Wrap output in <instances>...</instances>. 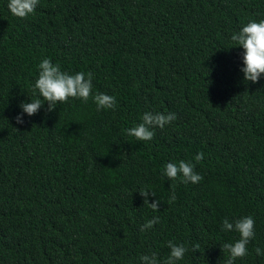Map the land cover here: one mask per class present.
I'll return each instance as SVG.
<instances>
[{
    "label": "trees",
    "instance_id": "1",
    "mask_svg": "<svg viewBox=\"0 0 264 264\" xmlns=\"http://www.w3.org/2000/svg\"><path fill=\"white\" fill-rule=\"evenodd\" d=\"M8 3L0 0V264H142L153 252L163 264L169 240L188 249L177 264H224L222 246L239 233L223 231V219L244 216L255 236L234 264H264L254 251L264 250V75L244 80L243 48L231 40L264 19V0H39L26 18ZM44 58L91 72L93 94L115 96L116 108L70 97L48 111L45 101L18 124L20 103L42 99L33 88ZM144 112L177 118L138 141L124 129ZM180 160L202 180H169L164 166Z\"/></svg>",
    "mask_w": 264,
    "mask_h": 264
},
{
    "label": "clouds",
    "instance_id": "2",
    "mask_svg": "<svg viewBox=\"0 0 264 264\" xmlns=\"http://www.w3.org/2000/svg\"><path fill=\"white\" fill-rule=\"evenodd\" d=\"M39 0H9L7 5L11 14L26 18L29 14H33ZM231 40L235 46L243 48L242 60L243 67L241 71L244 74L245 81L256 83L262 75H264V19L249 20L238 32L231 35ZM39 74L35 81L33 91L39 92L41 98L31 99V102L23 101L20 103L22 113L18 114L15 119L18 124H22L23 113L32 116L35 115L42 107L45 101L48 102V111L56 108L57 104L68 101L71 98H78L87 102L91 97L97 105V110L100 109H115L116 98L113 95L96 92L93 94L92 73L87 75L84 72H76L69 74L67 71H62L59 64H53L49 58H44L38 65ZM175 113H153L144 112L141 121L132 127L124 129L128 136L135 137L138 141H150L155 136V128L163 129L166 124L171 123L176 119ZM195 161L199 162L203 159V153H199L194 157ZM195 166L191 162L180 160L178 163L169 162L163 168V174L169 180L182 178L183 183H198L202 180V176L195 172ZM144 197V203L153 211L159 210L160 200L149 203V190L144 189L139 191ZM151 195L155 196L154 191ZM176 196L173 191L169 197V203L175 201ZM159 217H154L147 220L141 225L140 230L145 231L151 229L155 224L159 223ZM255 221L252 216H244L230 222L228 218H224L222 222L223 231H235L239 233V239L234 243H224L223 249L228 253V258L224 264H234L237 258H242L248 255V244L254 238ZM167 247L170 249L169 255L163 261V264H177V261L184 258L188 249L183 244H177L172 240L167 242ZM199 244L193 248L198 251ZM257 255L264 256V250L260 247L254 249ZM142 264H161L155 252L145 254L140 257Z\"/></svg>",
    "mask_w": 264,
    "mask_h": 264
}]
</instances>
